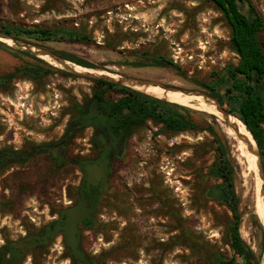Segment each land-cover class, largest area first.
Instances as JSON below:
<instances>
[{
    "label": "rangeland",
    "instance_id": "rangeland-1",
    "mask_svg": "<svg viewBox=\"0 0 264 264\" xmlns=\"http://www.w3.org/2000/svg\"><path fill=\"white\" fill-rule=\"evenodd\" d=\"M251 2L264 18V0ZM0 25L84 33L87 43L17 39L61 58L81 60L93 70L179 83L163 85L183 90L228 85L225 70L240 60L230 49L231 30L212 0H0ZM261 40L264 46V30ZM9 44L0 41V76L13 77L8 88L0 89V149L31 153L61 139L73 105L90 99L97 86L93 79L49 64L55 70L39 79L17 74L35 60ZM143 53L149 60L172 61L180 71L168 65L133 66L131 59ZM120 97L107 93L115 101ZM190 110L199 125H213L225 136L241 201L240 234L257 254H264V185L257 157L254 172L238 151L239 144L245 145L236 134L237 141L213 113ZM92 135L88 128L74 139L60 168L49 153H36L0 173V248L9 241L24 244L76 203L86 172L71 160L97 161ZM214 143L209 131L175 133L148 121L114 163L111 179L103 180L93 223L81 228L86 255L102 264H210L208 254L213 253L241 262L229 242L232 212L207 195L210 187L222 183L210 175L217 160ZM260 155L264 172L261 150ZM21 264L76 263L59 234L28 250Z\"/></svg>",
    "mask_w": 264,
    "mask_h": 264
},
{
    "label": "trees",
    "instance_id": "trees-1",
    "mask_svg": "<svg viewBox=\"0 0 264 264\" xmlns=\"http://www.w3.org/2000/svg\"><path fill=\"white\" fill-rule=\"evenodd\" d=\"M212 2L223 15L231 30L230 49L239 56L240 60L237 65H229L225 70L228 85L225 83L203 84L202 89L216 98L222 105H227L228 112L246 125L256 140L264 160V46L261 40L264 18L251 0H212ZM244 8H247L246 12L243 11ZM0 31L15 38L37 42L59 39L83 43L90 41V38L84 33L68 30L23 29L0 25ZM141 55L143 56L140 59L136 58L135 55V58L131 59L134 60L131 63L133 66L168 65L180 71V67L174 65L172 61L156 57L149 60L147 54L146 56L144 53ZM30 57L35 60V64L27 65L17 71V74L39 79L55 70L41 59L34 56ZM63 58L78 65L94 68L78 59L66 56ZM12 78L0 76V89L8 88ZM95 83L97 88L94 95L85 100L83 104L73 105L72 118L61 139L50 145L36 146L32 152L49 153L57 161L60 168L66 160L67 148L74 139L86 129L92 128L94 133L91 141L98 153L97 163L101 164L104 169H108L109 162L124 156L129 140L148 121L162 125L165 130L175 133L190 130L209 131L215 137L214 144L217 151V160L210 169V175L221 180L222 183L210 187L207 195L227 206L232 212L234 221L229 228V242L236 256L241 258V262L225 259L219 253L208 254V260L211 258L210 264H260L263 251L257 254L245 243L240 234L241 201L236 192L235 166L226 138L219 129L210 124L205 127L199 125L193 118L194 112L189 108L168 103L103 80H95ZM223 87L225 88L224 91L221 89ZM108 92L117 93L121 97L117 101L109 99L107 98ZM32 152L19 151L11 147L0 149V173L13 165L26 163L33 156ZM71 162L78 164L84 172H86L85 165L93 163L91 160L83 159H72ZM95 190L94 188L87 189L86 183H84L78 189L77 197H81L82 193L86 192L90 201ZM102 194L101 186L100 195L95 198L94 202L99 204ZM253 216L260 225L258 217L255 214ZM92 223L93 219L87 220L82 225L89 227ZM50 240L46 239L38 247L32 248L43 247ZM32 248H26L25 244L19 242L9 241L0 248V264H21L28 250ZM81 249L83 250L82 244ZM85 256L86 259L83 263H79L74 257L73 259L76 264H102L96 259H91L86 253Z\"/></svg>",
    "mask_w": 264,
    "mask_h": 264
},
{
    "label": "water",
    "instance_id": "water-1",
    "mask_svg": "<svg viewBox=\"0 0 264 264\" xmlns=\"http://www.w3.org/2000/svg\"><path fill=\"white\" fill-rule=\"evenodd\" d=\"M2 39L10 40L9 46H11V44H16L20 48H22L25 51H27L28 53H30L31 55L38 57L42 61L46 62L47 64H49V65H51V66H53L55 68H59L61 70L67 71L69 73H72V74H75V75H79V76H82V77H86V78H89V79L103 80V81H106V82H109V83H114L116 85L124 86L126 88H129V89H132L134 91H137V90L125 85L121 81H116L113 78H110V77H107V76H104V75H96V74H92V73H79V72H77V71H75L73 69V66L74 65H78V64H75V63H73L71 61H68V60H66L64 58H61V57H59L57 55H54V54H52V53H50L48 51H45V50H43L41 48L36 47V46H34V45L30 44V43L20 41L19 39L15 38V37H12V36H9V35H7V34H5V33L0 31V41L2 43H4L2 41ZM4 44H6V43H4ZM45 56H49L51 59H53L57 63L61 64V67H57V66H54L51 63H49L47 60L44 59ZM87 68H90V67H87ZM124 78H126L129 81L138 82V83L143 84V85H155L156 84V83L151 82L149 80L136 78V77H126V76H124ZM161 86L163 88H165L166 90H174V91L178 90V91H182V92H185V93L199 94V95L205 96L206 98L214 101L216 106L218 107L219 111L225 117L224 124L226 125V127H228L231 130H233L235 132V134L237 135L238 139L241 142L244 143V145L249 149V151L253 155H255L257 157V165L259 167L260 177L262 179V184L264 185V172H263V168H262V165H261V155H260V149L258 147V144H257L256 140L254 139L256 144H257V146L255 148L253 146H251V143L249 142L247 137L240 132L239 126L236 123H231L230 122V118L231 117H235V116L230 114L224 105H222L213 96H211L209 94H206V93H204L202 91L183 90V89H180V88L171 87V86H167V85H163V84H161ZM140 93H142V92H140ZM143 94H145V93H143ZM243 125H245V124L243 123ZM245 127H246V125H245ZM246 129L248 130L247 127H246ZM249 133H251V132L249 131ZM85 171H86V188L87 189H91V188L96 189L95 192H94V195L90 198V201L94 202L95 198L100 195L99 188L101 186L102 180L105 179L106 175H105V172H104L102 166L100 164H97V163L86 164L85 165ZM90 201L88 199L87 200L84 199L83 197L80 198L77 201L76 204H74V205H72V206H70V207H68L66 209V211H65V219H64L63 223L62 224H55V225H53L52 228H48L46 230L44 236H43L44 238L52 239V238L56 237L57 235L62 234L65 237L66 241H67V244H68V246H69V248H70V250H71V252L73 254V257L79 263H83L85 261V259H86L85 253L81 249V244H80V238H79L80 226L85 221L92 220L93 216L95 214V211H96V208H95V206L93 204H92V206L89 205L91 203ZM33 242L35 244L38 243L37 240H33ZM260 264H264V254L262 256Z\"/></svg>",
    "mask_w": 264,
    "mask_h": 264
},
{
    "label": "bare ground",
    "instance_id": "bare-ground-1",
    "mask_svg": "<svg viewBox=\"0 0 264 264\" xmlns=\"http://www.w3.org/2000/svg\"><path fill=\"white\" fill-rule=\"evenodd\" d=\"M2 41L6 44L8 42H10V40H7V39H2ZM44 59L47 60L49 63H51L54 66L61 67V64L57 63L56 61L51 59L49 56H45ZM73 69L79 73H92V74H96V75H104V76L113 78L114 80L121 81L125 85H127V86H129V87H131V88H133L139 92L145 93L149 96H152V97L160 99V100L168 101L172 104L183 106V107H186V108H189L192 110H196V111L205 112L208 114L213 113L214 116L221 122V124L224 128V131H226L227 134L231 138H233V140L237 141V137L235 135V132L233 130H231L230 128L226 127V125L224 124L225 117L219 111V109L216 106L214 101L206 98L205 96L199 95V94L185 93V92L178 91V90H175V91L174 90H166L165 88H163L161 86V84L177 85L179 83L174 84V83L169 82V81L165 82V81L153 79V80H151V82L156 83L155 85H143V84H140L138 82L129 81L126 78H124V76H122L121 74L116 73V72H109L107 70H95V69L93 70V69L84 67L82 65H74ZM117 72H119V71H117ZM182 86H183V84H182ZM230 122L236 123L239 126L240 132L247 137V139L253 145L254 148L257 146L253 136L251 135V133H249V131L246 129L245 125H243V123L240 120H238L235 117H231ZM244 147H242L239 144L238 145V151L241 152L240 153L241 157L249 163L250 169H252L254 172H256V170H255L256 156L253 154L251 156V152H249V151L247 152ZM256 166H257L258 171H259L257 161H256ZM259 175H260V171H259ZM259 178L260 177H258V184L261 181ZM263 217H264V215L262 216V218Z\"/></svg>",
    "mask_w": 264,
    "mask_h": 264
},
{
    "label": "flooded vegetation",
    "instance_id": "flooded-vegetation-1",
    "mask_svg": "<svg viewBox=\"0 0 264 264\" xmlns=\"http://www.w3.org/2000/svg\"><path fill=\"white\" fill-rule=\"evenodd\" d=\"M94 133V132H93ZM93 136V135H92ZM92 147H93V145H92ZM94 148V147H93ZM96 151V150H95ZM37 152L36 151H34V152H32V155H34V154H36ZM98 154V153H97ZM117 160H119V159H114L113 161H111V162H109V166H108V169H104V167L102 166V168H103V170H104V172H105V178L107 177V178H109V179H111V177H112V170H113V165H114V163L117 161ZM93 163H97V161H92ZM97 164H99V163H97ZM107 173H109V176H107ZM86 183V182H85ZM102 183H103V180H102V182H101V186H102ZM101 186H100V188H99V190H101ZM84 198V199H88L87 198V193L86 192H83L82 193V195H81V197H77V201L80 199V198ZM77 201H76V203H77ZM75 203V204H76ZM92 204L95 206V208H96V211H95V214H94V216L96 215V213H97V211H98V203L97 202H91L89 205L90 206H92ZM94 216H93V219H94ZM64 219H65V215L60 219V220H58V221H56V222H54L53 224H51V225H49L48 227H46L43 231H40L38 234H36L34 237H32V238H30V239H26L25 240V247L26 248H32V247H38L44 240H46L47 238H44L43 236H44V234H45V232H46V230L48 229V228H52L53 227V225H55V224H62L63 223V221H64ZM84 223H86V221L84 222ZM83 223V224H84ZM83 227V225L81 224V226H80V230H79V238H80V235H81V228ZM64 237V236H63ZM65 238V237H64ZM33 240H37L38 241V243H34L33 242ZM80 244H81V240H80Z\"/></svg>",
    "mask_w": 264,
    "mask_h": 264
},
{
    "label": "built area",
    "instance_id": "built-area-1",
    "mask_svg": "<svg viewBox=\"0 0 264 264\" xmlns=\"http://www.w3.org/2000/svg\"><path fill=\"white\" fill-rule=\"evenodd\" d=\"M58 97V96H57Z\"/></svg>",
    "mask_w": 264,
    "mask_h": 264
}]
</instances>
